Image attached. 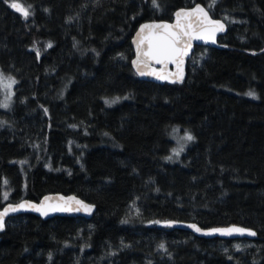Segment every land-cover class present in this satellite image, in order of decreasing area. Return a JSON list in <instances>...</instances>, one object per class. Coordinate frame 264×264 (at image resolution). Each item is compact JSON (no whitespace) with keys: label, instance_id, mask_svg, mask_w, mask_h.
I'll return each mask as SVG.
<instances>
[{"label":"trees","instance_id":"1","mask_svg":"<svg viewBox=\"0 0 264 264\" xmlns=\"http://www.w3.org/2000/svg\"><path fill=\"white\" fill-rule=\"evenodd\" d=\"M11 2L0 0V72L17 81L0 111V207L59 193L96 211L9 219L0 264H264V0H20L27 18ZM197 3L227 23L220 47H196L207 56L182 82L139 79L137 26ZM175 126L195 139L183 166L163 161ZM232 226L256 235L205 234Z\"/></svg>","mask_w":264,"mask_h":264},{"label":"snow or ice","instance_id":"2","mask_svg":"<svg viewBox=\"0 0 264 264\" xmlns=\"http://www.w3.org/2000/svg\"><path fill=\"white\" fill-rule=\"evenodd\" d=\"M213 3L209 5V8L213 6ZM153 5H156V0H153ZM9 7L20 13L22 16L27 18L29 13V8L25 7L20 0H12L9 3ZM177 16V23L175 26H169L167 24L158 25V24H144L141 25L140 32L137 33L139 37L138 41H134L136 43V58L132 60L133 66L136 68L138 75L140 76H153L155 79L160 81H169L171 83L177 82V80L183 79V72H182V65L183 59L185 56L188 55V48L191 47V41L196 39L208 40L212 39L217 31H222L224 29V24L219 20L211 19L208 13L199 5L195 8L191 9L190 11H178L176 13ZM184 17V20H181V17ZM225 20L228 19L227 16L224 17ZM235 22V21H233ZM152 30V29H163V31H149L145 33V30ZM143 34V35H142ZM213 42H215L213 40ZM147 47H144V45ZM51 47V44L48 45ZM37 56H39V51L37 50ZM168 64H175L177 68L176 78L172 79V75L167 73L161 68L157 70L153 65H162L166 66ZM9 82H5L3 79V75L0 74V88L5 91V102L0 104V106L7 108L9 106L8 99L10 95L13 93L11 92V88L13 85L17 83L12 78H8ZM248 96L252 97L253 99L256 98L254 92H248ZM127 99V97H124ZM119 98H115L111 101L105 100V104L111 106L112 104L118 102ZM47 112V110L45 109ZM3 121H0L2 124ZM183 139L187 141H191L194 137L191 134L185 133ZM183 151V146L179 150H173V155H179V152ZM166 159L171 160L172 157H167ZM20 164H24L25 161H20ZM7 184V181H5ZM8 198L7 193L4 195V199ZM73 199V198H69ZM77 204H80V201H76ZM25 207L31 208L39 212L41 215H47V209L41 205L37 206L35 204L26 205L25 203H21L18 205H9L8 207L4 208L3 211H0V230L3 229V220L9 212H16L18 210L24 209ZM83 208L89 209V206L84 204L82 205ZM55 210L59 211H68L71 210L69 208L57 206ZM77 211L79 209H76ZM127 221H123L122 223H126ZM153 223H160L159 221H154ZM165 226H171V222H166ZM188 227L193 228L195 231L200 232L201 229L196 225H188ZM247 232L250 236H255L256 233L252 230L245 229L243 227L232 226L229 228H215L211 229L209 232L205 234L211 233H219L222 236H229L233 233L244 234ZM161 250L166 251V248L163 243L159 245ZM237 250H239V246H237Z\"/></svg>","mask_w":264,"mask_h":264},{"label":"water","instance_id":"3","mask_svg":"<svg viewBox=\"0 0 264 264\" xmlns=\"http://www.w3.org/2000/svg\"><path fill=\"white\" fill-rule=\"evenodd\" d=\"M197 5H199L200 7H202L209 15V17L211 19L214 20H219L224 24V29L222 31H217L214 35V37L212 39H208V40H202V39H196V40H192L191 41V47L188 48V55L184 57L183 59V65H182V72H183V79L182 80H177V82L175 83H171L167 80L165 81H160L155 79V77L153 76H140L138 75L136 68L133 66L132 64V60L136 58V43H134V41H138L139 37L137 36V33L140 32V28L141 25L144 24H158V25H163V24H167L169 26H175L177 23V16L176 13L178 11H190L191 9L195 8ZM11 10L19 15H21L20 13H18L17 11H15L14 9L11 8ZM22 16V15H21ZM181 20H184V17H181ZM149 31H163V29H152V30H145V33H148ZM228 31V25L227 23L223 20V19H215L212 18L210 13L208 12V10L206 9V7H204L202 4H194L191 7L188 8H181L178 9L173 16L172 21H157V20H151V21H144L142 23H140L136 30L133 33V36L130 40V45L131 48L133 50V58L131 60V68L134 71V73L138 76L139 79H141L142 81H147V82H153V83H157V84H176L179 82H182L186 79L187 76V67L189 64V61L192 58L193 52L195 50L196 47H207L210 49H216L219 48V44H218V40L220 37L225 36L227 34ZM143 35V34H142ZM213 40L215 42H213ZM144 47H147V45L145 44ZM153 67H155L157 70H160L161 68H163V70L167 73L173 74L172 75V79L176 78V74H177V68L175 64H168L166 66H162V65H153ZM69 198H73V199H69ZM76 201H80V204H77ZM21 203H25L26 205H30V204H35L37 206H41L43 205L46 209H47V215H41L39 212L32 210L31 208L25 207L24 209L18 210L16 212H9L8 215H6L4 217L3 220V229L0 230V235L4 233L5 231V227H6V223L9 219L20 216V215H25V214H31L34 215L36 217H39L40 219L46 221L49 219H52L54 217H68V218H84V219H91L92 216L94 215L95 211H96V206L90 203H87L85 201H83L82 199H80L79 197L75 196V195H62L59 193L56 194H48L45 195L44 197H42L40 199V201L38 202H34L31 200H21L17 203H5L3 206L0 207V211H3L4 208L8 207L9 205H18ZM88 205L89 209H85L82 207V205ZM57 206L60 207H67L71 210L68 211H59V210H55L57 208ZM76 209H79L78 211ZM190 230L195 231L193 228L188 227Z\"/></svg>","mask_w":264,"mask_h":264},{"label":"rangeland","instance_id":"4","mask_svg":"<svg viewBox=\"0 0 264 264\" xmlns=\"http://www.w3.org/2000/svg\"><path fill=\"white\" fill-rule=\"evenodd\" d=\"M207 54L206 53H202V55L200 57H194L192 58V62H193V65H195L196 67L199 66L202 61L206 58ZM0 74L3 75V79L4 81L7 83L9 82L8 81V78H12L14 79L12 76H8V75H5L3 74L2 72H0ZM15 85L12 86L11 88V92L13 93L12 95H10L9 99H8V104L9 106L7 108H4L2 106H0V111H3V110H8L11 106H12V103H13V96H14V90H15ZM257 98V97H256ZM255 98V99H256ZM5 102V91L0 88V104H3ZM188 133V134H191L193 137V133L189 130V129H182L181 127L179 126H175L171 129V132H170V141L172 142L173 144V147H172V150L170 152V154L168 156H166L163 161L164 163L170 165V166H183V156L185 155V153L187 152V149L194 143V140H191V141H187L185 139H183V137L185 136V133ZM181 146H183V151H180L179 152V155H173V150H179L181 148ZM172 157L171 160L169 159H166L167 157ZM213 235H220L219 233H212ZM222 236V235H220ZM243 236L242 234H239V233H233L232 235H229V236H224V237H234V238H238V237H241ZM235 248H237V246H235Z\"/></svg>","mask_w":264,"mask_h":264}]
</instances>
